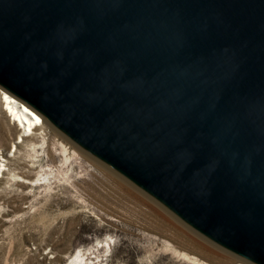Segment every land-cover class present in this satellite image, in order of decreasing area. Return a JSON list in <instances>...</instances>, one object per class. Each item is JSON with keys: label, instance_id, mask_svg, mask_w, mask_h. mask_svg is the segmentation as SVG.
Wrapping results in <instances>:
<instances>
[{"label": "water", "instance_id": "95a60500", "mask_svg": "<svg viewBox=\"0 0 264 264\" xmlns=\"http://www.w3.org/2000/svg\"><path fill=\"white\" fill-rule=\"evenodd\" d=\"M0 90L264 264V0H0Z\"/></svg>", "mask_w": 264, "mask_h": 264}, {"label": "rangeland", "instance_id": "374dc122", "mask_svg": "<svg viewBox=\"0 0 264 264\" xmlns=\"http://www.w3.org/2000/svg\"><path fill=\"white\" fill-rule=\"evenodd\" d=\"M45 125L24 134L0 101V264H245Z\"/></svg>", "mask_w": 264, "mask_h": 264}, {"label": "bare ground", "instance_id": "6f19581e", "mask_svg": "<svg viewBox=\"0 0 264 264\" xmlns=\"http://www.w3.org/2000/svg\"><path fill=\"white\" fill-rule=\"evenodd\" d=\"M0 101L3 106V110L9 117V120L14 122L24 134L29 135L46 127L45 122L38 115L17 101L15 98L1 90ZM62 145L64 146V150L67 152L68 146L63 143ZM70 152H73V155L78 154L77 151L72 148H70ZM2 170L3 168H0V172H2ZM81 261H83V258L80 255H75L74 259L71 261V264H82ZM198 264L205 263L201 262Z\"/></svg>", "mask_w": 264, "mask_h": 264}]
</instances>
